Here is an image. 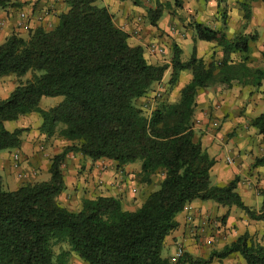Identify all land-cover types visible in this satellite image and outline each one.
I'll list each match as a JSON object with an SVG mask.
<instances>
[{
  "label": "trees",
  "instance_id": "1",
  "mask_svg": "<svg viewBox=\"0 0 264 264\" xmlns=\"http://www.w3.org/2000/svg\"><path fill=\"white\" fill-rule=\"evenodd\" d=\"M96 2L64 0L67 11L52 30L36 28L26 39L11 34L0 44V79L9 75L18 79L7 98L0 100V152L20 149L26 132L8 131L5 122L33 113L41 119V135L71 142L51 158L47 181L7 191L0 176V264H67L70 255L85 264H211L232 255L244 264H264V246L246 233L207 259L188 253L174 261L162 256L166 237L178 227L177 215L193 201L235 206L251 220H264V212L255 213L235 192L237 179L223 187L211 182L215 160L193 140L200 89L213 84L229 87L251 76L256 86L264 82V60L261 67L247 66L253 36L229 39L222 31L192 22L196 39L222 48L221 62L205 63L194 48L183 62L181 50L173 45L169 90L177 86L183 71H190L191 79L176 103L163 102L144 115L135 101L162 80L168 65H153L142 47L130 46L127 34ZM10 3L0 0V10ZM174 4L180 8L179 0ZM241 7L248 16L247 3ZM163 8L156 4L147 10L151 26L156 27ZM237 54L241 59L235 68L232 56ZM28 73L31 78L23 82L20 78ZM57 97L62 99L54 106L40 108L42 98ZM253 123L262 133L264 113ZM69 154L111 160L118 167L140 162L143 183L156 174L164 177L134 211L125 210L112 196L84 199L78 210H71L58 199L65 190L61 166ZM255 166L264 167V156L255 160ZM259 195L264 199V190ZM59 244L68 250L56 254L53 247Z\"/></svg>",
  "mask_w": 264,
  "mask_h": 264
},
{
  "label": "crops",
  "instance_id": "2",
  "mask_svg": "<svg viewBox=\"0 0 264 264\" xmlns=\"http://www.w3.org/2000/svg\"><path fill=\"white\" fill-rule=\"evenodd\" d=\"M173 1L97 0L95 4L108 10L112 15L114 25L127 34L128 44L142 47L145 57H148L149 62L153 65H159L162 58L148 51L147 46L151 42H162L167 46V49H171L170 45L172 44L176 45L181 50V61L183 62L191 56L188 53L190 45H192V50L195 49L196 56L203 59L205 63L221 62L222 48L216 42L196 39L195 32L185 21L188 17L193 18L192 22L201 23L212 30L222 31L229 39L238 34L253 36V39L248 43L247 57L248 62H251L248 67L255 68L263 65L264 3H248L246 0H179L180 8L174 10ZM243 2L247 3L249 7L248 16L245 15L241 7ZM156 4H160L164 8L156 27H153L148 21L147 10L153 9ZM11 5L0 10V21L4 23L0 29V44L14 30H17L15 17L19 10L32 11L33 18L45 16L44 21H51L53 25L58 23L59 15L67 11L64 0H11ZM6 13H8V18ZM188 23H191L190 20ZM33 24L37 26L38 22L33 19ZM17 25L19 26L18 31L25 30L22 23L17 22ZM24 35V32L19 33L20 37H24ZM160 36L161 38H159ZM170 52L172 53V50ZM170 74L171 65L165 72L162 81L164 82V79L167 78L166 82H168ZM190 79L191 72L183 71L179 76L177 86L172 90L173 93L179 95L180 90ZM218 87H208L197 92L193 115V140L199 142L208 156L215 160L210 169L211 182L223 187L233 179H237L235 192L245 206L259 214L264 212V199L259 195V191L264 190V167L255 166V160L264 156V127L263 132L259 133L253 120L264 113V82L256 86L253 84L251 76L248 81H235L229 87L224 85ZM195 120L199 122L196 123ZM15 122H5V128L8 131L17 129L18 127L14 126ZM220 126V130L217 131ZM228 132H232L231 141L224 142L223 138ZM15 151H20L22 160L25 161V164H29L28 166L24 164V166L37 170L38 175L33 177L35 181L49 180L50 161L42 160L39 157L40 154H36V144L27 138L19 150L0 152V173L4 174L1 178L3 186H6L8 191H15L22 186L16 178L18 169H12L10 156ZM227 159L230 160V163L226 162ZM107 162L111 163V160ZM91 163L90 159L79 154L66 156L61 166L65 190L58 198L63 205L66 206L64 196L70 193L69 189L72 185L76 186L75 191H80L82 186H80L79 180L82 178L87 179L85 188L89 191L84 197L80 192L77 193V197H82V200L93 199L97 196L116 197L114 193L117 192L116 185L120 180L110 168V164L103 170L104 172L93 171L87 174V171L77 177L78 168L82 164L90 167ZM121 169L123 170L120 171L126 174L132 170L139 173L140 163L127 164ZM98 177L101 179V186H98ZM71 203L76 204V201ZM141 205L142 202L139 207ZM123 207L127 211H134L128 210L125 205ZM189 216L192 217L191 222L188 221ZM246 216L235 206L224 207L212 201H193L177 215L178 227L166 237L162 252L171 255L170 247L173 250V246L177 242L183 244L184 253L207 259L211 254L210 251L222 249L245 233L255 241L259 238L257 243L264 246V220H251ZM219 218L221 226L215 224V222H219ZM250 222L260 223L262 229L260 230ZM255 235L257 237H254ZM224 237L226 238L224 239Z\"/></svg>",
  "mask_w": 264,
  "mask_h": 264
},
{
  "label": "rangeland",
  "instance_id": "3",
  "mask_svg": "<svg viewBox=\"0 0 264 264\" xmlns=\"http://www.w3.org/2000/svg\"><path fill=\"white\" fill-rule=\"evenodd\" d=\"M172 4L174 7V10H177V6H175L174 1L172 2ZM10 6H12L11 3L9 5V7ZM22 13L26 14V16H27L26 20H22V18L20 17V14H22ZM63 13H65V12H63ZM5 15L8 18V13H6ZM32 15H33L32 11L31 12H25L24 10L17 11L16 17H15L16 18L15 27L17 30L16 31L14 30V32L12 34H16L19 36V33L24 32L25 35L22 38L26 39L29 31H31V30H35L36 28L40 27L46 31H49V30H52L57 25V24L53 25V22H51V21H44L45 16H43L42 18H38V17L33 18ZM33 19L36 20V22H38L37 26H34ZM191 19H193V18L188 17L185 19L188 26L192 23ZM189 20L191 22L190 24L188 23ZM17 22H20V24L23 22L24 23L26 22L28 28L26 30H23V31H21V29H20V31H18L19 26L17 25ZM182 23H184V22H182ZM42 25H44V26H42ZM3 26H4L3 21H0V29ZM10 35H8V36H10ZM159 38H161V36ZM159 43H162V42H159ZM162 44H164V43H162ZM172 46H173V44L170 45V47H172ZM170 50L171 49L168 50L169 53L167 52V54L165 56H160L162 58V60H161V63L159 65H168V67L170 66V62H171V58H172V55H171L172 53L170 52ZM188 53L189 54L192 53V45L189 46V52ZM145 58H147V60L149 61L148 57H145ZM180 58H182V57L180 56ZM232 59H234L233 63H234V67L236 68L240 59H241V56L238 54L233 55ZM167 61H168V63H166ZM250 63L251 62H247V66ZM164 76H165V74H164ZM170 77H171V74L169 75V78ZM30 78H31V73H28L20 79L23 82H25ZM166 79L167 78H165L164 79L165 81L163 82L162 81L163 78H162V80L160 82L155 83L153 85L151 90L143 98L135 101V105L142 110L144 115H150V113L163 102H166L167 104H174L178 101L179 95L173 93V91H172L173 89L169 90V84H168V82H166ZM17 82H18V79L16 77H14L13 75H9V76H6V77H3L0 79V100L6 98L8 96L10 90H12L15 87ZM218 86L220 87L222 85L213 84L210 87L216 88ZM61 99H62L61 97L42 98V100L40 102V108L48 109L49 107H52L55 104H57L58 101H60ZM194 122L198 123L199 121L195 120ZM40 124H41V119L39 118V115L36 113L35 114L33 113V114L28 115V116L20 118L18 121H16L14 123V126L16 125L18 128H23L26 130V132L24 133L23 138H22V143L27 138L30 140V142H34V144H36V149H37L36 154L39 153L40 154L39 157L42 160L47 162V161H51V158L54 155L59 154L65 147L70 146L71 142H63L65 140L58 137L57 135L53 136L51 138H45L43 135H41L39 133ZM220 128H221V126L218 128L217 131H219ZM231 137H232V132H228L225 135V137L223 138V141L229 142V141H231ZM58 151H59V153H57ZM18 155H19V160L17 162V168L14 167V162H13L12 156H10L12 169L13 170L18 169V171H17L18 177H16L18 179V181H20L22 185L28 184V183H30V184L37 183V181H35V179L33 178V177H36L38 175V173H36L37 170H33L32 168L26 167L29 164L28 163L25 164V161L22 160L20 151L18 152ZM107 161H106V159L92 161L90 167H87L85 164H82L77 170L78 171L77 177H79L80 175H82L83 173H85L87 171H88L87 174L92 173L93 171H97L98 173H101V171L108 168L109 164H110V168H112V170L116 173V175L119 177V180H120L116 185L117 192L114 193V195H116V197H118L121 200L123 206L125 205V207H127L128 210H136L139 207L140 203L141 202L143 203L145 201V199L149 195V193L153 192L156 189V187L159 186L160 182L162 181V179L164 177L163 174H156L155 176H152L149 183H143L141 181V178H140V174H139L140 172L135 173L132 170L126 174V173H123V171H120L123 169H121L122 167H118L116 162L111 161V163H110ZM138 163H140V162H136V164H138ZM24 164L26 166H24ZM0 176L3 177L4 174L0 173ZM80 180H79V182L81 183L80 186H82V188H80V191H75L74 189L76 186L72 185V187L69 189L70 193L66 194L64 196V202L66 203V206L69 207V209H71V210H78L79 209L78 207L81 206V202L83 199L82 197H84L86 194L89 193V191H87V189L85 188L86 184H87V182H86L87 179L85 180V178H82ZM100 180H101L100 177H98V179H97V183L99 184L98 186H101ZM4 189L8 191L6 186H4ZM78 192H80L82 197H77ZM73 195H74V197H73ZM90 196L92 197L93 195H90ZM74 201H76V204L71 203ZM218 221L219 222H215V224H217V225L220 224V226H221L220 218L218 219ZM250 223H253L254 226H257L260 230L262 229V226L259 225L260 223L259 224L254 223V222H250ZM257 235H255L254 237H257ZM193 238H195V237H193ZM225 238L226 237H224V239ZM258 240H259V238L256 241L253 239V241L256 243ZM195 242H197V241H195ZM179 248L184 253L183 244L175 242V244L173 246V250L170 247V252L172 254L170 255V253H169V255H167L168 254L167 252L166 253L162 252V256L164 258H168L171 261H174L180 257L177 255V250ZM53 250L56 254H58V252L61 250L67 251L68 247L65 244H59V245L54 246ZM214 251H216V250H214ZM210 252H213V250ZM67 264H85V263L82 260H79L77 257L70 255L68 257ZM211 264H243V260L238 255H232V256H230V257H228L222 261L213 260L211 262Z\"/></svg>",
  "mask_w": 264,
  "mask_h": 264
},
{
  "label": "built area",
  "instance_id": "4",
  "mask_svg": "<svg viewBox=\"0 0 264 264\" xmlns=\"http://www.w3.org/2000/svg\"><path fill=\"white\" fill-rule=\"evenodd\" d=\"M20 17L22 18V20H26L27 19V16L25 13H22L20 14ZM23 25V28L26 30L28 28L26 22L22 23ZM148 47V51L153 54V55H156V56H165L168 52V49H167V46L162 44V43H158V42H151L149 43V45L147 46ZM12 159H13V162H14V167L17 168V162L19 160V155H18V152L15 151L12 155ZM227 162L230 163V160L227 159ZM188 221H192V217L189 216L188 217ZM183 254L182 250L179 248L177 250V255L178 256H181Z\"/></svg>",
  "mask_w": 264,
  "mask_h": 264
}]
</instances>
